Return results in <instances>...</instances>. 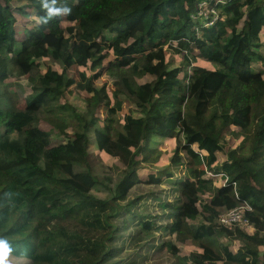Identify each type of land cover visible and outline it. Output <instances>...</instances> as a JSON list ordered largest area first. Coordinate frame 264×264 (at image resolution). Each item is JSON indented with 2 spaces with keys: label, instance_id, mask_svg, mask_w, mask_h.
I'll return each instance as SVG.
<instances>
[{
  "label": "trees",
  "instance_id": "16d2710c",
  "mask_svg": "<svg viewBox=\"0 0 264 264\" xmlns=\"http://www.w3.org/2000/svg\"><path fill=\"white\" fill-rule=\"evenodd\" d=\"M263 40L264 0H0V264H121L126 232L135 256L264 264ZM13 71L25 97L6 89ZM102 72L111 83L97 88ZM74 89L83 110L66 100ZM92 147L113 161L104 175ZM162 150L179 154L165 179L140 164ZM240 205L253 232L218 224Z\"/></svg>",
  "mask_w": 264,
  "mask_h": 264
},
{
  "label": "rangeland",
  "instance_id": "374dc122",
  "mask_svg": "<svg viewBox=\"0 0 264 264\" xmlns=\"http://www.w3.org/2000/svg\"><path fill=\"white\" fill-rule=\"evenodd\" d=\"M17 18V22L15 24V29H16V33H17V38H20L22 36V29L26 27L30 28V25L28 24V21H26L25 19L28 20L27 17L22 18L20 16H16ZM33 21V18L30 17V21ZM168 52V51H167ZM260 53L263 55L264 57V40L262 41V48L260 50ZM181 57V53L180 52H168V62H170L172 64V66L178 65L179 60ZM48 66H50V63L47 64ZM185 68V67H184ZM186 70V68H185ZM78 69L73 68V70H71V72L69 73V76L72 78H75L77 81H79L78 78V73H77ZM137 77V81L139 83H143V82H149L151 80V77L148 76H136ZM29 79L27 77L24 76H20L18 74V72L13 71L10 79L5 81L6 84V89L8 90L9 93H11L13 95V93L18 92L21 95H23V97H25L28 93H29ZM104 83H107L108 86L110 85V80L109 77L102 72V75L99 79L94 81V84L97 88H99L101 85H103ZM83 97L84 95L81 92H78L77 90L74 89V91L69 95V99L66 98V100H68L70 102V104L74 105V107L77 110H83ZM122 113H126L128 112V109L131 107V105L124 103L122 105ZM99 116L102 117L103 114L101 113V111L98 112ZM134 116H137V114L135 113ZM39 126L42 130H44L45 132H50L52 135V139H53V144L57 145L60 144L64 141L63 137H59L57 138L55 136L57 130H56V126H55V120L52 117H49V115H43L41 118V121L39 122ZM70 129L67 130V132L69 133ZM227 139L228 141H230L231 144H229V146H231L234 142H239L241 137L239 136V131L235 130V131H227ZM262 137L264 138V133L262 134ZM152 143V144H151ZM153 140L150 141L151 146H153ZM153 152V153H152ZM152 152H146L143 154L144 157H150L153 155L154 159H156L153 163L151 161L153 160H149L148 163L145 162H140V164L144 165L147 168H150V172L154 173L158 176L161 177V179H165V172L167 170L166 167L174 165L179 163V154L177 153V151L175 152H166V151H161V153H156L155 151ZM90 156V164L92 167H94V169L96 170V174L101 176L102 174L104 175V173L102 172V170L104 168L102 167H109L110 165H112V159L110 158H106V157H102L97 155L94 152V148H91V154ZM152 157V158H153ZM142 159V156L140 157L139 160ZM224 159L221 155H219V160ZM171 173H173L174 169L169 170ZM116 174V173H115ZM137 174L140 177H144L146 172L145 171H137ZM177 171L173 174L176 175ZM117 176V174L115 175ZM149 192V190L144 189V188H139L136 192L135 195H144L145 193ZM93 194L99 198H104L106 195V192L104 190H102L101 188H99L98 190H94ZM140 210L144 212L145 206L143 204H140L139 206ZM133 230V228H132ZM123 237L116 242V247L121 251L120 257L123 258L122 263L121 264H174V258L167 253L164 250H155V248L149 250V251H143V253H140V256H135L132 254V251L129 249V234L128 232L123 233L122 234ZM161 240V239H160ZM164 238H162L161 241H163ZM171 242L176 246L179 247L181 249H183L184 251H186V244H180L178 243L174 238H171ZM224 243H226V241H223ZM147 244L153 245L156 244L154 241H149Z\"/></svg>",
  "mask_w": 264,
  "mask_h": 264
},
{
  "label": "built area",
  "instance_id": "2783aa9c",
  "mask_svg": "<svg viewBox=\"0 0 264 264\" xmlns=\"http://www.w3.org/2000/svg\"><path fill=\"white\" fill-rule=\"evenodd\" d=\"M245 211H250V208L247 205H240L232 210L222 213L218 218V224L224 227L238 228L253 232L254 228L248 223L243 215V212Z\"/></svg>",
  "mask_w": 264,
  "mask_h": 264
},
{
  "label": "snow or ice",
  "instance_id": "6c2138e0",
  "mask_svg": "<svg viewBox=\"0 0 264 264\" xmlns=\"http://www.w3.org/2000/svg\"><path fill=\"white\" fill-rule=\"evenodd\" d=\"M0 250L7 252V246L3 241H0Z\"/></svg>",
  "mask_w": 264,
  "mask_h": 264
}]
</instances>
